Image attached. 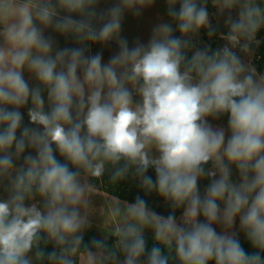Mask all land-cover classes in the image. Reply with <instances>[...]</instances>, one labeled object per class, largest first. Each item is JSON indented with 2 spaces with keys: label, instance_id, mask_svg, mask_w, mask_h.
I'll use <instances>...</instances> for the list:
<instances>
[{
  "label": "clouds",
  "instance_id": "clouds-1",
  "mask_svg": "<svg viewBox=\"0 0 264 264\" xmlns=\"http://www.w3.org/2000/svg\"><path fill=\"white\" fill-rule=\"evenodd\" d=\"M156 2L0 0V264H264V0Z\"/></svg>",
  "mask_w": 264,
  "mask_h": 264
},
{
  "label": "rangeland",
  "instance_id": "rangeland-1",
  "mask_svg": "<svg viewBox=\"0 0 264 264\" xmlns=\"http://www.w3.org/2000/svg\"><path fill=\"white\" fill-rule=\"evenodd\" d=\"M209 11L210 13L214 12V9L211 7V5H209ZM158 18L166 19V4L164 3V0H157L156 4L152 8L146 9L143 13V16L139 19L133 17L131 14H127L123 25V35H125L129 39L130 43L133 42L137 37H139L142 41L147 42L151 33V29L153 25L158 22ZM260 35L262 38H264V33H261ZM56 38L58 39L60 46L62 47L74 46L71 40L66 41L64 38L59 36H57ZM202 39L207 42L206 35L202 34ZM213 43L218 44L221 43V41H214ZM92 50L93 52L99 50V46H93ZM115 50V44H112L109 48L104 49L105 61ZM254 63L258 70L264 71V39H262V43L257 50ZM26 120H28V118L25 115V121ZM219 123L226 126V118ZM206 183L207 181L201 183V191H203ZM111 198V195L101 190L97 194V203L103 205ZM99 215L102 218L103 209H100Z\"/></svg>",
  "mask_w": 264,
  "mask_h": 264
},
{
  "label": "trees",
  "instance_id": "trees-1",
  "mask_svg": "<svg viewBox=\"0 0 264 264\" xmlns=\"http://www.w3.org/2000/svg\"><path fill=\"white\" fill-rule=\"evenodd\" d=\"M25 122L27 123V120ZM150 174L154 175V173L151 172V170H150ZM102 190L109 195L113 193L122 198H126L129 200H131L134 197V195L138 192V188L134 184H131V183H123L119 185L118 187H116L115 189L105 185ZM141 195H143V193H141ZM149 201L156 208L157 211L163 212L165 214L167 213L168 209L163 205V202L158 197H156L154 194L151 197H149ZM179 214L180 213L177 212V215ZM149 243H151L150 236H149ZM245 247L246 248L248 247L246 243H245Z\"/></svg>",
  "mask_w": 264,
  "mask_h": 264
},
{
  "label": "crops",
  "instance_id": "crops-1",
  "mask_svg": "<svg viewBox=\"0 0 264 264\" xmlns=\"http://www.w3.org/2000/svg\"><path fill=\"white\" fill-rule=\"evenodd\" d=\"M93 234H95V232H93ZM150 236V235H149Z\"/></svg>",
  "mask_w": 264,
  "mask_h": 264
}]
</instances>
